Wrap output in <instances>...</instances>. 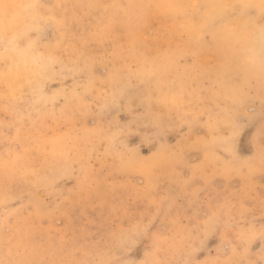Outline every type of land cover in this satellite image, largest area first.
<instances>
[{
	"label": "rangeland",
	"instance_id": "374dc122",
	"mask_svg": "<svg viewBox=\"0 0 264 264\" xmlns=\"http://www.w3.org/2000/svg\"><path fill=\"white\" fill-rule=\"evenodd\" d=\"M263 80L264 0L0 9V264H264Z\"/></svg>",
	"mask_w": 264,
	"mask_h": 264
},
{
	"label": "bare ground",
	"instance_id": "6f19581e",
	"mask_svg": "<svg viewBox=\"0 0 264 264\" xmlns=\"http://www.w3.org/2000/svg\"><path fill=\"white\" fill-rule=\"evenodd\" d=\"M15 2V3H17V4H20L21 2H22V0H0V9L1 10H3V9H5V8H8V4L9 3H11V2ZM82 2H84V1H82ZM40 3V2H39ZM245 5V4H244ZM98 7V6H97ZM89 10V9H88ZM79 12V11H78ZM101 12V11H100ZM107 12V11H106ZM18 17H19V15H21V13L20 12H18ZM261 18V17H260ZM93 19V18H92ZM86 20V19H85ZM78 22V21H77ZM219 22V21H218ZM22 23V22H21ZM20 23V24H21ZM59 24V23H58ZM58 24H57V27H58ZM85 24H87V23H85ZM90 25V24H89ZM55 26V25H54ZM203 36V35H202ZM204 37V36H203ZM208 37V36H207ZM71 39V38H70ZM210 39V38H209ZM90 40V39H89ZM73 41V40H72ZM212 41V40H211ZM251 43V42H250ZM60 44H62V43H60ZM59 44V45H60ZM6 45H8V44H6ZM55 45V44H54ZM50 46H52V45H50ZM49 46V47H50ZM73 46V45H72ZM186 46V45H185ZM189 47V46H188ZM192 48V47H191ZM56 49V48H55ZM86 49V48H85ZM84 49V50H85ZM54 50V49H53ZM80 49H78V51H79ZM59 51V50H58ZM77 52V51H76ZM80 52H81V50H80ZM199 52V51H198ZM83 53H84V51H83ZM205 53V52H204ZM49 54V53H48ZM58 54H59V52H58ZM79 54V53H78ZM85 54H86V52H85ZM200 54V53H199ZM201 54H202V52H201ZM200 54V55H201ZM207 54V53H206ZM208 54H209V52H208ZM215 54V53H214ZM213 54V55H214ZM216 54H218V53H216ZM215 54V55H216ZM76 55V54H75ZM84 55V54H83ZM82 56V55H81ZM59 57V56H58ZM76 57H77V55H76ZM244 57V56H243ZM203 58V57H202ZM235 59V58H234ZM50 60V59H49ZM58 60H60V59H58ZM57 60V61H58ZM215 61L217 60V59H214ZM54 61V60H53ZM62 61V60H61ZM64 61V60H63ZM255 62V61H254ZM60 63V62H59ZM58 63V64H59ZM73 63V62H72ZM84 63V62H83ZM4 64V63H3ZM33 64V63H32ZM49 64V63H48ZM61 64H62V62H61ZM68 64V63H67ZM74 64V63H73ZM81 64V63H80ZM6 65V64H5ZM75 65V64H74ZM238 65V64H237ZM263 65V64H262ZM49 66V65H48ZM64 66V65H63ZM76 66H77V64H76ZM86 66H88V65H86ZM261 66V65H260ZM259 66V67H260ZM60 67H62L61 65H60ZM78 67V66H77ZM90 67V66H89ZM73 68V67H72ZM239 68V67H238ZM42 69V68H41ZM62 69V68H61ZM83 69V68H82ZM3 70V69H2ZM67 70V69H66ZM85 70V69H84ZM221 70V69H220ZM74 71H75V69H74ZM80 71V70H79ZM248 71H250V70H248ZM40 72V71H39ZM65 72V71H64ZM221 72V71H220ZM234 72V71H233ZM256 71H254V73H255ZM68 73V72H67ZM70 73V72H69ZM71 73H73V72H71ZM76 73V72H75ZM90 73V72H89ZM222 73V72H221ZM225 73V72H224ZM32 74H33V71H32V69H30L28 66H27V60H26V58H24L23 56H18V58L14 61V64H13V68H12V71H11V73H10V76L11 77H9V74L8 75H6V76H8L9 78H11L12 80H10V81H13V80H15L16 79V81H17V79H20V80H22V79H30V77L32 76ZM37 74V73H36ZM35 74V75H36ZM87 74V73H86ZM249 74V73H248ZM247 74V75H248ZM34 75V76H35ZM229 75V74H228ZM227 75V76H228ZM233 75V74H232ZM251 75V74H250ZM87 76H88V74H87ZM90 76V75H89ZM226 76V77H227ZM260 76V75H259ZM49 77V76H48ZM229 77H230V75H229ZM257 77V76H256ZM9 78L7 79V81L9 80ZM40 79H41V77H39ZM217 78V77H216ZM221 78V77H220ZM263 78V77H262ZM3 79V78H2ZM36 79H37V75H36ZM5 80H6V78H5ZM219 80V79H218ZM256 80V79H255ZM2 81H4V80H2ZM34 81H37V80H35L34 79ZM185 81H187V80H185ZM247 81V80H246ZM249 81V80H248ZM262 81V80H261ZM264 81V80H263ZM33 82V81H32ZM41 82H43V80L41 81ZM243 82V81H242ZM33 83H35V82H33ZM37 83V82H36ZM35 83V84H36ZM112 83V82H111ZM227 83V82H226ZM17 84V83H16ZM27 84H29V83H27ZM90 84V83H89ZM197 84V83H196ZM244 84V83H243ZM242 84V85H243ZM249 84V83H248ZM262 84H264V83H262ZM26 85V84H25ZM24 85V86H25ZM39 85V84H38ZM41 85V84H40ZM188 85V84H187ZM219 85V84H218ZM239 85V84H238ZM258 85V84H257ZM256 85V86H257ZM30 86V85H29ZM87 86V85H86ZM190 86V85H189ZM193 86V85H192ZM240 87H241V85H239ZM259 86V85H258ZM26 87V86H25ZM56 86H54V88H55ZM177 87V86H176ZM182 87H184V86H182ZM13 88V87H12ZM12 88H11V90H12ZM33 88V87H32ZM185 88V87H184ZM195 88H196V86H195ZM220 88V87H219ZM236 88V87H235ZM242 88V87H241ZM20 89V88H19ZM25 89V88H24ZM27 89V88H26ZM35 89H36V87H35ZM200 89V88H199ZM198 89V90H199ZM258 89V88H257ZM23 90V89H22ZM83 90V89H82ZM219 90V89H218ZM16 91V90H15ZM20 91V90H19ZM33 91H34V89H33ZM175 91V90H174ZM228 91V90H227ZM237 91V90H236ZM240 91H242V89L240 90ZM12 92V91H11ZM10 92V93H11ZM30 92V91H29ZM127 92V91H126ZM219 92V91H218ZM222 92H224V91H222ZM231 92V91H230ZM8 94V95H11V94ZM181 93H182V91H181ZM212 93V92H211ZM221 93V92H220ZM126 94V93H125ZM224 94V93H223ZM39 95V94H38ZM42 95V94H41ZM40 95V96H41ZM124 95V94H123ZM216 95V94H215ZM241 95V94H240ZM239 96V95H238ZM213 97H216V96H213ZM241 97V96H240ZM239 97V98H240ZM38 98H39V96H38ZM70 98H72V96L70 97ZM76 98V97H75ZM236 98H237V96H236ZM40 99V98H39ZM68 99V98H67ZM230 99H231V97H230ZM223 100V99H222ZM67 101H70V99L69 100H67ZM76 101H80V100H76ZM237 101V100H236ZM40 102V101H39ZM179 102V101H178ZM75 103V102H74ZM77 103V102H76ZM233 103V102H232ZM231 103V104H232ZM236 103V102H235ZM32 104V103H31ZM37 104V103H36ZM69 104V103H68ZM73 104V103H72ZM33 105V104H32ZM35 105V104H34ZM34 105H33V108H34ZM50 105H51V103H50ZM70 105V104H69ZM173 105V104H172ZM223 105V104H222ZM234 105H236V104H234ZM237 105H239V104H237ZM47 106V105H46ZM79 106V105H78ZM224 106V105H223ZM226 106V105H225ZM240 106V105H239ZM32 107V106H31ZM36 107V106H35ZM81 107V106H80ZM82 107H83V105H82ZM238 107V106H237ZM127 108V107H126ZM225 107H223V109H224ZM227 108V107H226ZM230 109H231V107H230ZM222 110V109H221ZM231 111V110H230ZM31 116V115H30ZM147 118V117H146ZM156 121V120H155ZM112 137V136H111ZM113 140V139H112ZM111 142V141H110ZM109 142V143H110ZM65 144V143H64ZM111 144V143H110ZM108 150H110V149H108ZM26 153V152H25ZM28 153V152H27ZM47 153V152H46ZM30 154V153H29ZM28 154V155H29ZM48 154V153H47ZM46 154V155H47ZM51 154V153H50ZM44 156V155H43ZM56 157V156H55ZM50 159V158H49ZM1 160H2V158H1ZM42 161V160H41ZM77 161V160H76ZM81 161V160H80ZM83 161V160H82ZM60 162V161H59ZM67 162V161H66ZM74 162H75V160H74ZM17 163V162H16ZM65 164V163H64ZM42 165V164H41ZM45 165V164H44ZM37 166V165H36ZM47 166H49V165H47ZM74 166V165H73ZM50 167V166H49ZM76 167V166H75ZM41 168H42V166H41ZM8 169V168H7ZM44 169V168H43ZM59 170H60V168H59ZM72 170V169H71ZM76 170V169H75ZM67 171V170H66ZM80 171H82V170H80ZM79 171V172H80ZM85 171V170H84ZM87 171H88V169H87ZM71 172V171H70ZM15 173V172H14ZM76 173V172H75ZM17 174V173H16ZM25 174H27V173H25ZM7 175V174H6ZM71 175V174H70ZM4 176V175H3ZM55 176V175H54ZM72 176V175H71ZM20 177V176H19ZM25 177V176H24ZM23 178V177H22ZM29 178V177H28ZM31 178V177H30ZM51 178V177H50ZM15 179V178H14ZM18 179V178H17ZM86 179V178H85ZM8 180V179H7ZM16 180V179H15ZM22 181V180H21ZM47 182V181H46ZM51 183V182H50ZM8 186V185H7ZM42 186V185H41ZM32 189V188H31ZM30 189V190H31ZM36 197V196H35ZM4 198V197H3ZM0 204H1V202H0ZM32 204H33V202H32ZM37 208V207H36ZM48 212V211H47ZM46 215V214H45ZM18 232H20L19 230H18ZM20 234V233H19ZM17 236V235H16ZM22 237H24V236H22ZM22 237L20 238V240H23L22 239ZM28 237V236H27ZM4 238V237H3ZM14 238V237H13ZM2 239V238H1ZM13 240V239H12ZM25 240V239H24ZM27 240V239H26ZM28 241V240H27ZM1 242V241H0ZM30 242V241H29ZM11 243V242H10ZM17 243V242H16ZM21 243V242H20ZM34 244V243H33ZM12 245H14V244H12ZM28 245V244H27ZM25 247V246H24ZM29 247V246H28ZM30 248H33V247H30ZM25 249V248H24ZM45 250V249H44ZM38 251H39V249H38ZM35 252V251H34ZM43 252V251H42ZM17 255V254H16ZM19 255V254H18ZM26 256V255H25ZM23 257V256H22ZM36 258H37V256H35ZM19 258V257H18ZM21 259V258H20ZM26 259V258H25ZM27 259H29V257L27 258ZM42 259V258H41ZM15 260H16V258H15ZM23 260V259H22ZM21 260V261H22ZM36 260V259H35ZM25 261V260H24ZM43 261V260H42ZM32 262V261H31ZM44 262V261H43ZM33 263V262H32ZM55 263V262H54ZM28 264V263H27ZM34 264V263H33Z\"/></svg>",
	"mask_w": 264,
	"mask_h": 264
}]
</instances>
